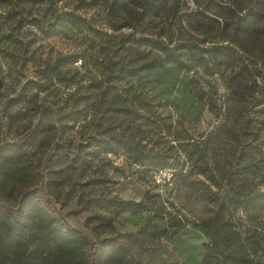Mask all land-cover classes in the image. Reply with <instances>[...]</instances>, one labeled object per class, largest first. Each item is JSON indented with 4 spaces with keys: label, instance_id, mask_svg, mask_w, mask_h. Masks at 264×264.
I'll list each match as a JSON object with an SVG mask.
<instances>
[{
    "label": "trees",
    "instance_id": "obj_1",
    "mask_svg": "<svg viewBox=\"0 0 264 264\" xmlns=\"http://www.w3.org/2000/svg\"><path fill=\"white\" fill-rule=\"evenodd\" d=\"M108 1V17L127 18L119 28L132 31L115 43L102 39L95 46L88 43L98 62L86 82L78 74L79 69H87L85 57L43 60L19 91L12 90L16 96L5 102L4 138L12 128L17 132L26 117L29 126L22 140L0 142V182L15 187L14 193L0 197V264H154V257L163 255L160 248L146 242L141 231L93 239L72 227L57 207L79 195L91 205L139 211L151 199L145 195L134 202L106 192L84 194L79 187L86 183L82 182L84 173L92 167V148L122 149L139 165L182 170L178 157L148 147L137 136L136 121H154L153 113L145 99L127 93L123 80L167 63L184 66L182 54L195 46L182 41L179 28L162 26L154 32L147 27L149 21L161 17L165 0ZM263 10L264 0H251L242 13L232 10L234 31L197 54L198 63L207 71L219 72L224 88L221 120L214 131L204 138H177L175 146L199 176L194 180L206 188L202 197L216 206L198 224L207 238L200 264H264L263 228L252 219V213L264 209ZM64 13L77 27L97 31L81 16ZM79 59L74 71L60 68ZM49 92H54L55 108L40 109L39 94ZM17 104L38 115L34 124L32 113L13 109ZM77 124L94 130L76 140L70 129ZM222 141L223 153L219 151ZM134 243L143 249L140 258L132 252Z\"/></svg>",
    "mask_w": 264,
    "mask_h": 264
},
{
    "label": "rangeland",
    "instance_id": "obj_2",
    "mask_svg": "<svg viewBox=\"0 0 264 264\" xmlns=\"http://www.w3.org/2000/svg\"><path fill=\"white\" fill-rule=\"evenodd\" d=\"M250 1L165 0L160 10L161 17H156L148 22V26L145 25L154 32L162 26L174 31L179 28L177 31L181 30L182 41L195 46L193 51L182 54L184 66L167 63L123 80L127 93L145 99L153 113L151 117L154 121H136L137 136L142 137L148 147L170 152L173 157H178L182 170L178 171L170 165H139L122 149L101 151L92 148L93 164L90 171L84 173L82 182L86 183L79 187L84 194L106 192L134 202L141 201L145 195L151 196V199L139 211H119L104 205H91L82 196L76 195L61 206L60 203L57 204L62 216L72 227L93 239L115 236L117 232L141 231L147 243L163 252V255L154 257V264L201 263L203 243L207 238L198 224L211 215L216 206L202 197L201 192L206 188L194 180L199 176L194 173L184 152L175 146L178 144L177 138H204L220 123L224 95L222 77L219 72L211 74L206 67L200 65L197 54L207 52L205 50H210V46L221 43L231 34L235 18L231 11L242 13ZM108 2L0 0V142L1 139L7 142L20 141L28 132L26 117L19 123L17 132L12 128L10 134L5 132L4 138L7 119L3 110L7 98L16 96L14 91H19L33 77L35 66L39 62H52L62 56L79 54L78 56L86 59L87 69H79L78 73L84 76V83L98 62L96 52L86 47L88 43L92 42L95 46L100 39L108 44L115 43L121 35L132 31L127 27L119 28L127 18L122 21L118 16L116 20L108 17ZM196 10H199V14H195ZM67 11L81 16L85 24L97 31L82 29L69 22L64 13ZM80 62L81 59L73 64H63L60 68L74 71L73 68ZM63 90L64 87L61 91ZM53 99L54 92L39 94V101H43L40 109L53 110ZM18 107L19 104L13 109ZM20 108L21 113L33 114L34 124L38 115L24 107ZM93 130L90 125L77 124L70 129V133L76 140H83ZM85 142L84 140L83 143ZM223 146L226 145L222 141L219 147L222 153L225 151ZM13 191L15 187L11 188L6 182H0V197L6 198ZM252 219L264 232V209L252 213ZM131 246L132 252L136 254L135 258H140L143 255L142 247H138V243Z\"/></svg>",
    "mask_w": 264,
    "mask_h": 264
}]
</instances>
